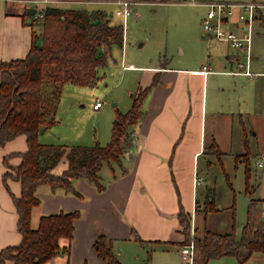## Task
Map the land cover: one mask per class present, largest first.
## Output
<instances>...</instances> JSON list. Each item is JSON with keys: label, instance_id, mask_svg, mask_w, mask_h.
Masks as SVG:
<instances>
[{"label": "trees", "instance_id": "1", "mask_svg": "<svg viewBox=\"0 0 264 264\" xmlns=\"http://www.w3.org/2000/svg\"><path fill=\"white\" fill-rule=\"evenodd\" d=\"M256 18L262 20L261 16L256 15ZM38 22L42 31L33 35L26 56L0 65V146L21 135L25 139L23 152L3 158L6 187L9 189L8 179L17 180L21 187L19 195L11 193L21 241L0 250L1 264H43L58 253L68 252L69 245L61 247L59 239L66 238L71 242L74 221L80 213L73 210L42 215L37 226L32 228L31 210L40 202L36 188L46 185L51 190L63 189L81 197L73 181L85 179L98 191L104 190L99 171L109 160L119 161V155L127 145L128 129L136 126L142 118L143 101L156 82L154 78L150 85L138 86L132 93L130 108L117 113L113 119L106 145L40 143L39 130L53 122L61 86L64 83H94L98 68L106 61L103 49L121 47L123 30L121 24L111 23L106 12L99 9L48 6ZM262 24L264 26L263 21ZM205 149L219 159L223 154L213 140ZM13 157H19L20 162L12 164ZM216 210L214 189L207 187L203 208L194 213L206 214ZM175 215L177 227L167 240L142 239L135 229H132L130 238L141 245L166 242L183 246L192 243L193 264H206L210 259L222 256H233L238 264H246L252 254H264V217L255 202L250 204L247 220L238 236L233 220L230 232H215L203 226L200 233L197 230L191 237V214L182 208L180 202ZM93 249L104 264H120L112 252V240L106 235L95 237Z\"/></svg>", "mask_w": 264, "mask_h": 264}, {"label": "crops", "instance_id": "2", "mask_svg": "<svg viewBox=\"0 0 264 264\" xmlns=\"http://www.w3.org/2000/svg\"><path fill=\"white\" fill-rule=\"evenodd\" d=\"M192 1L197 2H190L191 4L205 7L200 3L241 0ZM71 3H56L53 6ZM88 3H100L109 7L113 5L104 1ZM31 7L23 0H0V65L2 62L24 58L30 48L33 35L39 33V22H35L33 16L27 13V9ZM110 13L113 14L112 9ZM257 15L261 16L259 11ZM203 16L204 14L201 19ZM232 19H235L234 16ZM256 19L258 18L255 15L254 21ZM109 20H112L111 16ZM232 25L235 24H229L230 28ZM201 38H208L211 41L210 45L217 50L213 53L211 51L207 53L204 49L199 50L201 54L199 61L191 62L189 54H186L179 59L182 66L160 63L135 65L132 62L127 66L124 65L126 69L139 72L137 83L135 86L130 84L126 88L127 91H134L138 86L150 85L154 78L156 82L143 101V116L135 126L133 144L127 156L117 169L107 167L112 176L109 187L98 193L88 187L83 179L74 180L73 185L78 192L81 189L91 195L95 193L90 201L86 200L84 203L80 202V198H83L80 192L81 197H77L63 189L51 190L46 185L39 191L36 188L35 193L40 202L31 210L32 228L37 226L42 215L59 211L69 212L78 207H83L85 210L84 216L74 221L71 242L66 238L59 239L61 247L69 245L68 252L58 253L43 264H104L93 249L98 234H104L112 240V252L121 264L122 259L119 257L122 258L121 252L124 251V246H120V242L131 239L124 232V226L120 227L122 222L118 219L119 215L122 216L127 212L128 216L134 218L131 222L142 239L165 241L177 226V220L173 215L178 209V202L184 203L186 211L193 212L196 200L193 193L194 174L197 175L193 165L194 157L202 153L211 140L223 154L239 144L234 142V135L240 140V132L234 131L233 120L229 117L231 112L222 108L223 104L218 98L207 100L204 90L209 76L223 71L219 69L226 67L228 63L230 68L231 54L227 51L221 52L222 47L219 44L226 43L215 41L204 31ZM193 40L195 41L194 37ZM226 45L228 47V44ZM232 49L236 54L237 50ZM205 63H208L211 72L204 75L200 72V68ZM232 76L245 78L243 75ZM260 77L264 84V77ZM249 80L256 82L255 79ZM242 81L244 85L247 84L244 79ZM24 149L25 139L22 135L0 146V250L21 241V234L17 228L18 215L11 196V193L19 195L21 187L20 183L13 179L7 180L10 191L6 187L3 180L6 171L3 158L11 153L23 152ZM261 155L258 154L256 157ZM19 162V157L11 159L14 165ZM121 167L125 169L124 172H121ZM36 208L40 209L37 216L33 217ZM239 230L240 228H237V231ZM121 232L124 234H119ZM130 242L137 243L133 240ZM139 246L148 247L151 251L154 249L167 251L175 245L152 242Z\"/></svg>", "mask_w": 264, "mask_h": 264}, {"label": "rangeland", "instance_id": "3", "mask_svg": "<svg viewBox=\"0 0 264 264\" xmlns=\"http://www.w3.org/2000/svg\"><path fill=\"white\" fill-rule=\"evenodd\" d=\"M81 1V3L58 6L90 10H92L91 8L102 9V11H107L106 14L109 17L111 16L110 22L121 24L123 30L124 22L122 18L114 14L115 6L88 3L102 0ZM135 1L137 3L132 7L133 13L125 23L122 45L121 47L112 46L109 50L103 49L106 61L103 66L98 68L95 82L90 85L64 83L61 86L53 122L44 128L42 133H39L38 141L40 143L106 145L110 140L112 121L116 114L130 108V95L135 89L127 91L126 88L130 84L135 86L136 78L139 75V72L126 69L127 67L124 65L127 66L132 62L135 65L160 63L168 66H182L179 59L186 54H189L192 62L200 60L201 54L198 51L201 49L206 50L207 53L217 50L210 45L211 41L208 38H201L203 30L200 19L206 12L205 7L191 4L192 0ZM146 1L160 3L152 4ZM254 1L262 5L256 11V15L258 11L260 12L262 20L256 19L251 25L252 60L250 69L252 72H264V26L262 24V21L264 22V0ZM111 9L113 14L110 13ZM229 24L228 21V26ZM41 29L40 25L39 33L42 31ZM219 45L222 47L221 52L227 51L231 55L235 53L229 45L228 47L226 44ZM236 54H240L239 51ZM228 65L229 63L219 70L226 72L229 69ZM223 71L217 73L214 71V74L209 76L204 90L207 100L218 98L223 104L222 108L231 112L229 117L233 120L234 131L240 132V140L238 136L234 135V142H239V144L227 153L220 155V159L215 154L207 153L206 149L194 157L193 165L201 181L194 185L193 193L197 199L196 202L194 201V210L192 213L187 211L191 214V237L196 234L197 230L200 233L203 226L215 232H230L233 229V220L234 230L238 236L237 228H241L246 222L247 210L253 202L260 210L261 217H264V171L258 169L254 164L256 156L264 154V84L260 76L235 77L229 73H223ZM243 79L247 81L246 85L243 84ZM249 79H255L256 82L253 83ZM96 100L102 103L98 109L92 107ZM134 132L135 126L128 129L127 145L122 149L119 161L109 160L101 167L100 182L105 185V188L109 187L112 180L107 167L117 169L122 164V160L125 159L133 144ZM120 170L121 172L125 171L122 167ZM83 180L86 181L88 187L98 193L101 192L93 183ZM43 186L45 185L38 186V191ZM207 187L214 189V204L217 210L206 214L194 213L195 210L203 208ZM79 192L83 195V198H80L81 203L86 200L90 201L91 196L95 194L91 195L81 189ZM146 197H148L147 194ZM149 202L151 203V201ZM180 204L184 209V203ZM39 209L34 210L33 217L37 216ZM75 210L79 211L80 216H84L83 207H78ZM173 216L176 218L175 213ZM118 219L122 222L120 227L124 226V232L129 237L132 229H135L140 236L131 222L134 221V218L128 216L127 212H124L122 216L119 215ZM124 232L119 234H124ZM131 240L120 242V246H124V251H120L122 254V258L119 257L122 259L121 264H186L180 255L181 246L173 244L175 246L170 247L167 251L154 249L149 252L148 247H141L138 242V244L130 242ZM206 264H238V262L233 256H222L210 259ZM246 264H264V254H252Z\"/></svg>", "mask_w": 264, "mask_h": 264}, {"label": "built area", "instance_id": "4", "mask_svg": "<svg viewBox=\"0 0 264 264\" xmlns=\"http://www.w3.org/2000/svg\"><path fill=\"white\" fill-rule=\"evenodd\" d=\"M32 6L35 11L33 19L40 21L43 17L44 10L48 6L56 3L82 2L81 0H23ZM106 3L115 5L114 13L123 19V32L125 31V23L128 17L133 13V5L137 3L135 0H102ZM148 3H160L150 2ZM195 3L197 1H191ZM206 12L201 19V27L203 31L210 35L215 41L224 42L230 47L239 51L240 54H232L230 58V68L226 73L232 75H243L247 78L254 76L264 77V72H252L250 62L252 60L251 53V25L254 21L256 11L261 4L254 0H246L240 2H222V1H206L203 3ZM234 16V20L232 19ZM229 23H234L232 28ZM124 39V34H123ZM200 72L207 74L211 72L208 63L201 66ZM101 101L96 100L92 107L97 109L101 106ZM255 166L264 171V155L258 156L254 161ZM200 182V178L194 174V184ZM180 255L186 264H193V244L189 243L180 247Z\"/></svg>", "mask_w": 264, "mask_h": 264}, {"label": "water", "instance_id": "5", "mask_svg": "<svg viewBox=\"0 0 264 264\" xmlns=\"http://www.w3.org/2000/svg\"><path fill=\"white\" fill-rule=\"evenodd\" d=\"M35 9L33 7L27 9V13L33 15ZM44 128H40L39 133H42Z\"/></svg>", "mask_w": 264, "mask_h": 264}]
</instances>
